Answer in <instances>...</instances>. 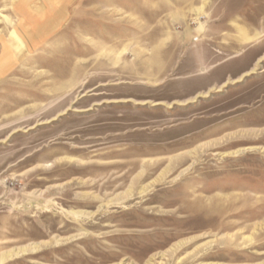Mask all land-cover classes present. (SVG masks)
Returning <instances> with one entry per match:
<instances>
[{"label": "rangeland", "instance_id": "obj_1", "mask_svg": "<svg viewBox=\"0 0 264 264\" xmlns=\"http://www.w3.org/2000/svg\"><path fill=\"white\" fill-rule=\"evenodd\" d=\"M0 66V264H264V0H0Z\"/></svg>", "mask_w": 264, "mask_h": 264}, {"label": "bare ground", "instance_id": "obj_2", "mask_svg": "<svg viewBox=\"0 0 264 264\" xmlns=\"http://www.w3.org/2000/svg\"><path fill=\"white\" fill-rule=\"evenodd\" d=\"M10 49L12 50V49H15V46H14V44L10 47ZM20 49V48H19ZM9 50V49H8ZM18 51V50H17ZM11 54V52H9V51H7L6 49H5V53H4V56H3V62H7V60H8V57H9V55ZM0 70H1V66H0ZM1 72V71H0ZM21 249V248H20Z\"/></svg>", "mask_w": 264, "mask_h": 264}, {"label": "crops", "instance_id": "obj_3", "mask_svg": "<svg viewBox=\"0 0 264 264\" xmlns=\"http://www.w3.org/2000/svg\"><path fill=\"white\" fill-rule=\"evenodd\" d=\"M9 48H10V47H8V48L6 47L5 49H6L7 51H9V52H10V51H11V49H9ZM8 49H9V50H8Z\"/></svg>", "mask_w": 264, "mask_h": 264}]
</instances>
